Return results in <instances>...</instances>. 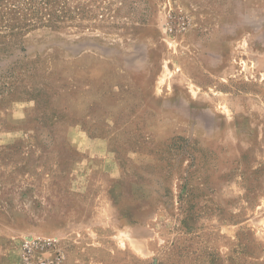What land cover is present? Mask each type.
Wrapping results in <instances>:
<instances>
[{
	"label": "rangeland",
	"instance_id": "rangeland-1",
	"mask_svg": "<svg viewBox=\"0 0 264 264\" xmlns=\"http://www.w3.org/2000/svg\"><path fill=\"white\" fill-rule=\"evenodd\" d=\"M0 264H264V0H0Z\"/></svg>",
	"mask_w": 264,
	"mask_h": 264
}]
</instances>
